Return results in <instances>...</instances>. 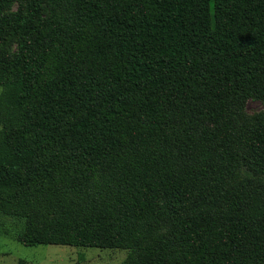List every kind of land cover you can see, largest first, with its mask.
<instances>
[{"label":"trees","instance_id":"1","mask_svg":"<svg viewBox=\"0 0 264 264\" xmlns=\"http://www.w3.org/2000/svg\"><path fill=\"white\" fill-rule=\"evenodd\" d=\"M249 96L264 0H0V234L123 248L120 264H264Z\"/></svg>","mask_w":264,"mask_h":264},{"label":"rangeland","instance_id":"2","mask_svg":"<svg viewBox=\"0 0 264 264\" xmlns=\"http://www.w3.org/2000/svg\"><path fill=\"white\" fill-rule=\"evenodd\" d=\"M17 6L15 2L11 9ZM245 120H264V100L249 96L243 107ZM255 123L257 121H251ZM253 127V125H251ZM6 221H10L6 219ZM123 248L77 247L61 244L26 245L0 234V264H120L126 255Z\"/></svg>","mask_w":264,"mask_h":264}]
</instances>
